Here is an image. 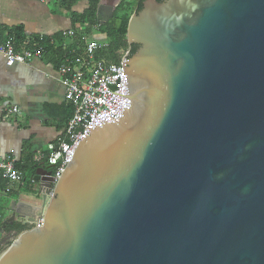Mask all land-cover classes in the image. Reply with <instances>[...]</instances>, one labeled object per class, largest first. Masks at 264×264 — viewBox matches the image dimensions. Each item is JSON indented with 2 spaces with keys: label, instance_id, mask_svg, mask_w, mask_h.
<instances>
[{
  "label": "water",
  "instance_id": "95a60500",
  "mask_svg": "<svg viewBox=\"0 0 264 264\" xmlns=\"http://www.w3.org/2000/svg\"><path fill=\"white\" fill-rule=\"evenodd\" d=\"M127 42L124 116L37 167L0 264H264V0H146Z\"/></svg>",
  "mask_w": 264,
  "mask_h": 264
},
{
  "label": "crops",
  "instance_id": "0c3cea01",
  "mask_svg": "<svg viewBox=\"0 0 264 264\" xmlns=\"http://www.w3.org/2000/svg\"><path fill=\"white\" fill-rule=\"evenodd\" d=\"M80 3L72 11L82 13L86 2ZM17 28H21L25 39L56 38L63 32L77 31L62 0H0V29ZM86 28L90 32L89 26ZM65 45L75 49L74 39L59 36L55 46H48L43 57L12 67H8L0 56V159L13 158L22 172V168L34 163L36 157L47 151L48 145L57 143L64 134L71 105L65 99L59 74L61 54L57 57L55 51ZM79 48L81 51V46ZM13 106L19 107L21 114L4 118L5 111ZM24 174L25 182L9 185L12 192L0 191V255L13 242L8 240V233L15 235V227L20 225L17 222L11 225L8 220L12 215L11 203L24 194L36 193L31 189L30 175ZM0 181L4 184L0 183V186L5 187L7 181L1 178ZM11 226L13 228L9 230Z\"/></svg>",
  "mask_w": 264,
  "mask_h": 264
},
{
  "label": "built area",
  "instance_id": "2783aa9c",
  "mask_svg": "<svg viewBox=\"0 0 264 264\" xmlns=\"http://www.w3.org/2000/svg\"><path fill=\"white\" fill-rule=\"evenodd\" d=\"M88 27V24L85 25ZM80 34L75 30L61 33L62 39ZM55 37L40 36L33 39L15 40L10 37L0 40V56L8 67L29 64L35 58H41L48 46H55ZM79 46L82 50L80 51ZM75 49L70 46L56 48L61 54L59 74L65 88V99L72 106L73 113L68 119L64 134L57 143L48 145L45 153L35 158V165L46 164L53 167L54 186L75 155L82 137L98 117L107 122H115L124 116L128 108V90L126 86L125 62L131 55L127 47L119 52L120 62L115 63L107 56L109 43L93 36L83 37L82 44ZM4 118L21 114V109L13 106L6 111ZM1 130V128H0ZM0 178L7 181L0 191L12 192L10 184H22L27 180L24 172L13 158L0 159ZM30 186L37 185L34 177L29 179ZM43 219L36 224L41 226Z\"/></svg>",
  "mask_w": 264,
  "mask_h": 264
},
{
  "label": "trees",
  "instance_id": "16d2710c",
  "mask_svg": "<svg viewBox=\"0 0 264 264\" xmlns=\"http://www.w3.org/2000/svg\"><path fill=\"white\" fill-rule=\"evenodd\" d=\"M85 1L88 4V8L86 11L82 13H76L73 10L74 6L80 2ZM100 3V0H62V6L66 8V10L70 11L71 18L73 20L74 27L77 24L86 25L88 26L96 25L98 24L97 17H96V11L98 8V5ZM142 6L140 8V11L142 10ZM130 14L131 11L128 13H121L118 15L117 18H115L111 23H108L104 25V28L101 30V37L99 38L101 40H105L109 43V50L107 52V56L110 60H112L115 63L120 62L119 52L123 49H126L127 47H131V56L137 51V47L130 46L127 42V28L128 23L130 20ZM89 29V28H88ZM60 35H57L56 38H59ZM92 36L91 33L86 29L83 31V33L78 34L74 39V46H77L78 44H82V38ZM13 37L15 40L23 41L25 38L22 34L21 28L12 29L10 31H5L0 29V40H5L7 38ZM56 52V56H59V52ZM70 116L71 117L73 113V108L70 106ZM17 166V165H16ZM37 165H34L33 161L30 162L26 167L22 168L24 173H27L30 175V178L34 177L35 171L37 169ZM26 176V174H25ZM1 185L3 186V182H1ZM13 227H9L8 229H12ZM17 233H21L25 230H28L29 228L27 226L18 225L15 227Z\"/></svg>",
  "mask_w": 264,
  "mask_h": 264
},
{
  "label": "flooded vegetation",
  "instance_id": "af4514ba",
  "mask_svg": "<svg viewBox=\"0 0 264 264\" xmlns=\"http://www.w3.org/2000/svg\"><path fill=\"white\" fill-rule=\"evenodd\" d=\"M101 1H103V8L99 9V5ZM145 1L146 0H100V3L96 11V17H97L98 24L89 26V30L91 34L93 33V35L100 36L101 30L104 28V25L111 23L121 13H128L131 11V14H130V18H131L133 14L140 12V8L141 6L143 8ZM156 1L164 2L165 0H156ZM87 8H88V4L86 3L83 12L86 11ZM135 47L138 48V46H135ZM41 166L47 167L49 165L42 164Z\"/></svg>",
  "mask_w": 264,
  "mask_h": 264
},
{
  "label": "rangeland",
  "instance_id": "374dc122",
  "mask_svg": "<svg viewBox=\"0 0 264 264\" xmlns=\"http://www.w3.org/2000/svg\"><path fill=\"white\" fill-rule=\"evenodd\" d=\"M82 3H80V2H78V4L77 5H81ZM80 7H82V6H80ZM79 7V8H80ZM75 29L77 30V31H85L87 28H86V26H84V25H82V24H77L76 26H75ZM94 34H95V32H94ZM93 37H95V36H97V35H93V33L91 34ZM96 38V37H95ZM31 189H34V191L35 192H37V186H35V187H33V188H31ZM6 248H8V247H6ZM5 248V249H6ZM4 249V250H5Z\"/></svg>",
  "mask_w": 264,
  "mask_h": 264
}]
</instances>
